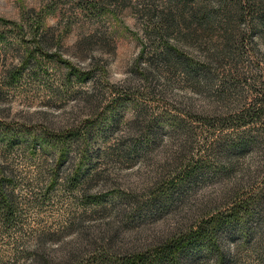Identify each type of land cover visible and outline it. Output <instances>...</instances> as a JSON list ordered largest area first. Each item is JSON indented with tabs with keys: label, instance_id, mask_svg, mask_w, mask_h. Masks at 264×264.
I'll use <instances>...</instances> for the list:
<instances>
[{
	"label": "rangeland",
	"instance_id": "rangeland-1",
	"mask_svg": "<svg viewBox=\"0 0 264 264\" xmlns=\"http://www.w3.org/2000/svg\"><path fill=\"white\" fill-rule=\"evenodd\" d=\"M191 14L213 22L187 30ZM263 89L264 0H0V168L16 203L8 221L0 211V264L36 250L49 264H123L256 195L230 230L250 238L224 247L234 264H264V153L222 177L216 149L264 144V118L238 126Z\"/></svg>",
	"mask_w": 264,
	"mask_h": 264
},
{
	"label": "trees",
	"instance_id": "trees-1",
	"mask_svg": "<svg viewBox=\"0 0 264 264\" xmlns=\"http://www.w3.org/2000/svg\"><path fill=\"white\" fill-rule=\"evenodd\" d=\"M188 19L189 20H182V25L187 30L192 29V25H195L201 31H205L213 22L212 16H204L196 19V14H191ZM166 28L168 32L170 29V23L168 21H166ZM173 57L174 54H168L167 62L169 64L172 63ZM177 63L181 73L186 78L194 80L198 76V72L195 71L191 65V59L189 60L185 56L182 60H178ZM241 116L242 120L238 123L239 127H244L251 123L253 124L257 120L264 118V89L254 99L250 108L242 112ZM244 118L246 120H244ZM63 138L64 136L60 139ZM33 149L36 151V148ZM216 149L219 150L218 153L221 152L223 156H226L224 158L227 160L226 166L219 175L227 177L232 174L234 167L233 163L237 158L251 150H259L264 153V144L261 142L239 141L234 147L219 145ZM192 173L190 175H192ZM6 174L7 172L3 168H0V211L5 221H8L16 209V203L14 200L13 188H11L9 184L10 176ZM237 186V183H233L231 184V188L226 189L224 187V189L220 190L223 193L222 198L224 199L231 196L233 193L235 194ZM257 196L258 195H256L254 199H251L250 202L239 200L226 204L222 212H219L205 221H201L194 227L188 228L184 233L171 234L162 240H160L161 238H156L157 240L152 241L153 243H150L149 246L131 250L132 253L122 256L123 264H234L235 249L233 252L229 253L224 247L225 241L227 238H229V240L232 239L230 230H232L235 225L240 226L244 223L246 217L250 216V213L253 215L250 210L255 209L260 203ZM92 212H95V210L89 211V213ZM83 213L85 214L86 212ZM120 214L121 212H119V215ZM239 231L238 240H231L236 244V247L242 244L243 241L247 242L250 238V233L247 229L242 228ZM77 237L76 245L79 246V248H81L83 244L89 243L90 237H88V234L79 232ZM114 237L116 236L109 235V240ZM33 247L39 249L38 244H35ZM31 256L27 264H49V260L44 254L37 250ZM68 256L70 259L74 255L69 254Z\"/></svg>",
	"mask_w": 264,
	"mask_h": 264
}]
</instances>
